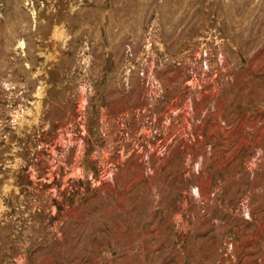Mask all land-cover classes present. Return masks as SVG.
Wrapping results in <instances>:
<instances>
[{
	"label": "rangeland",
	"instance_id": "obj_1",
	"mask_svg": "<svg viewBox=\"0 0 264 264\" xmlns=\"http://www.w3.org/2000/svg\"><path fill=\"white\" fill-rule=\"evenodd\" d=\"M0 264H264V0H0Z\"/></svg>",
	"mask_w": 264,
	"mask_h": 264
},
{
	"label": "bare ground",
	"instance_id": "obj_2",
	"mask_svg": "<svg viewBox=\"0 0 264 264\" xmlns=\"http://www.w3.org/2000/svg\"><path fill=\"white\" fill-rule=\"evenodd\" d=\"M204 2H205V1H204ZM210 3H213V2L211 1ZM206 4H207V3H206ZM206 4L204 3V5H206ZM212 5H213V4H212ZM212 5H211V6L209 5L210 8L212 7ZM201 6H202V5H201ZM201 6H200V7H201ZM206 7H207V6H206ZM202 8H203V7H202ZM209 14H210V13H209Z\"/></svg>",
	"mask_w": 264,
	"mask_h": 264
}]
</instances>
